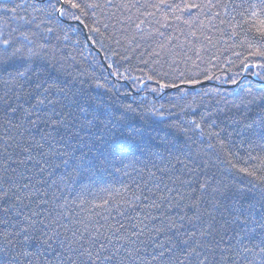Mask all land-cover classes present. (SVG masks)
<instances>
[{
    "label": "trees",
    "instance_id": "1",
    "mask_svg": "<svg viewBox=\"0 0 264 264\" xmlns=\"http://www.w3.org/2000/svg\"><path fill=\"white\" fill-rule=\"evenodd\" d=\"M21 2L9 0L7 7ZM24 2L28 6L18 15L33 23L12 19L0 0V30L7 34L17 29L12 32L16 38L21 31L34 32L33 38L47 44L49 55L63 65L62 78L72 92L99 106L107 127L93 128L91 137L81 133L83 139L78 141L64 129L57 133L41 125L17 131L0 119V188L8 190V203L21 213V218L15 212L7 218L9 231L17 219L24 223L22 217L37 213L33 219L48 223L66 244L76 241L73 247H87L93 243L89 237L99 235L94 252L99 243L109 251L119 249L121 255L138 248L142 260L137 264H159L151 260L155 250L148 236L124 240L112 234L108 225L115 226L117 221L125 223L129 233L135 231L117 214V203L124 210V200L143 191L157 203L161 196L175 198L180 193L185 197L180 201L183 205L199 195L192 189L205 179L227 185L233 192L243 189L249 197L264 189L260 179L264 177V140L237 134L238 126L230 119L245 110L234 107L241 100L264 96V35L260 31L264 0H72L79 8H71L68 0ZM186 80L201 83H182ZM173 83L180 89L161 87ZM4 90L0 86V95ZM248 107L252 118L264 104L256 101ZM202 116L209 123L215 119L216 124L201 123ZM192 121L201 123L203 135ZM172 124L188 129L186 136L168 127ZM221 128L226 131L219 138L209 135ZM129 129H140L143 136L133 142L127 138ZM44 131H52L55 140H42ZM177 136L179 147H173L169 156L161 140L173 141ZM65 152L75 157L87 154V160L95 157V167L77 177L71 161L69 166L62 163L67 157L58 153ZM104 158L108 162L101 165L98 161ZM105 200L110 207L102 206ZM145 211L137 209L141 217ZM129 213L137 215L131 209ZM151 214L158 211L151 209ZM214 215L211 235L197 237L207 245L201 251L208 256V264H264V229L250 223L242 232L240 223L224 208ZM145 223L152 227V222ZM81 234L83 240L78 239ZM177 256L183 259L180 253ZM28 259L32 264H46L54 262V253L21 257V264H28Z\"/></svg>",
    "mask_w": 264,
    "mask_h": 264
},
{
    "label": "snow or ice",
    "instance_id": "2",
    "mask_svg": "<svg viewBox=\"0 0 264 264\" xmlns=\"http://www.w3.org/2000/svg\"><path fill=\"white\" fill-rule=\"evenodd\" d=\"M3 2L5 7L2 10L5 13H12V19H21L25 24L33 23L32 20L24 19L18 15L19 10H26L28 6L24 0L21 3H12L11 7H7L9 0H3ZM68 2L71 8L80 7L72 0H68ZM88 7H94V5H88ZM261 23L260 31L264 35V22ZM36 27L39 28V25ZM16 31L17 29H12L11 32L5 34L3 30H0V86L5 89L3 95H0V119L17 131L21 129L28 131L30 128H38L41 125L44 126V129H51L57 133L60 129H64L78 141L83 139L81 133L91 137L93 128H97L99 125H104L106 128L107 125L102 118L103 113L99 110V106H94L90 98L78 97L76 93L72 92L67 81L62 78L65 75L63 65L54 56L49 55L47 44L38 43L33 38L35 33L31 31H21L19 38H16L12 35V32ZM206 78L211 79V77ZM182 83L195 85L201 81L186 80ZM161 87L180 89V85L175 83L163 84ZM256 101L264 104V96L241 100L234 107L239 110L243 106L245 110L230 119L232 124L238 126L237 129H234L237 134L245 132L264 140V107H261L259 115L249 117L251 109L248 106ZM126 110H130V108ZM206 115L210 117L212 114L207 113ZM191 123L195 125L196 129H200L203 135L201 123L209 122L202 116L201 123L195 121ZM215 124L216 120L213 119L209 123V127ZM168 127L185 136L188 131V129L175 124L168 125ZM52 131H44L41 139L55 140ZM222 131H226V129L221 128L220 131L210 132L209 135L219 138ZM142 136L143 133L140 129H129L127 138L135 142L137 137ZM178 139L177 136L173 141L161 140L169 156L173 155V147H179ZM222 143L223 141H221ZM39 146L43 147L42 144ZM209 147L214 146L209 144ZM24 150L27 151V149ZM58 154L67 157L62 161L65 166H69L71 161L72 171L77 177H82L91 171L97 162L95 157L92 160H87V154H82L80 157H75L67 152ZM176 160L182 163L179 156H176ZM98 162L103 165L108 161L107 158H104ZM240 171L247 172L243 168ZM247 174L253 175L251 172H247ZM149 175L154 176L155 173L149 172ZM260 179L264 181V177H260ZM192 191H199V195L189 197V202L183 205L180 204V201H183L185 197L180 193H177L175 198L161 196V203H157L156 199H152L143 191L139 195L133 192L131 199L124 200L127 208L120 210L119 203H117L116 210L117 214L128 221L135 231L129 233L128 226L120 221H117L115 226L110 224L108 227L113 235L120 234L119 239L130 240L131 237H135L140 240L142 236H148V240L155 250L151 260L158 261L159 264H165V257H167V264H185V260L188 261V264H208V256L203 255L201 251L207 245L202 244L197 237L211 235L209 229H212V222L216 219L214 212L220 208H224L234 220L240 223L242 232L248 228L250 223L264 229V189L258 195L249 197L243 189L233 192L227 185L220 183L213 185L210 179H205L199 184L198 189L193 188ZM116 195L119 196L120 192L117 191ZM8 200V190L0 188V226H2L0 227V264H21V257L27 259L37 256L38 258V254L48 251L54 253V262L48 260L46 264H126V262L127 264H137V261L142 260L138 248L127 250L125 254L121 255L119 249L109 251L103 243H99V247L94 252L93 246L99 241V235L90 236L89 240L93 243L87 247L83 244L73 247L76 241H69L66 244L64 240L59 239L60 234L50 228L48 223L44 220L33 219V216L38 215L37 213L22 217L24 223L17 219L11 225L13 231H9V219L7 218L13 212L17 218H21V213L15 211L16 206L8 203ZM141 201H148V203L142 204ZM164 201H167V204L161 210ZM225 201H231V203L225 205ZM102 206L110 207V201L105 200ZM138 208L148 211H145L141 217L137 212ZM129 209L137 215H131ZM151 209H156L158 215H152ZM145 221L152 222V227L149 228ZM157 237H163V239L158 240ZM78 239L83 240V234ZM140 242L146 243L145 241ZM261 245H264V232L261 234ZM246 250L251 251V249ZM261 252H264V247H261ZM102 253L104 254L102 255ZM177 253H180L183 259L177 256ZM28 264H32L30 259H28ZM143 264H151V261H144Z\"/></svg>",
    "mask_w": 264,
    "mask_h": 264
},
{
    "label": "water",
    "instance_id": "3",
    "mask_svg": "<svg viewBox=\"0 0 264 264\" xmlns=\"http://www.w3.org/2000/svg\"><path fill=\"white\" fill-rule=\"evenodd\" d=\"M88 37V36H87ZM87 40H88V42H89V39L87 38ZM239 83H237V84H235V85H238ZM203 85V84H202ZM202 85H197V86H194V87H191V88H193V89H196V88H199L200 86H202ZM227 87H229V88H231V87H234V86H227ZM170 91V90H169ZM172 91V90H171Z\"/></svg>",
    "mask_w": 264,
    "mask_h": 264
},
{
    "label": "bare ground",
    "instance_id": "4",
    "mask_svg": "<svg viewBox=\"0 0 264 264\" xmlns=\"http://www.w3.org/2000/svg\"><path fill=\"white\" fill-rule=\"evenodd\" d=\"M204 85H205V84H204ZM204 85H202V87H203Z\"/></svg>",
    "mask_w": 264,
    "mask_h": 264
}]
</instances>
